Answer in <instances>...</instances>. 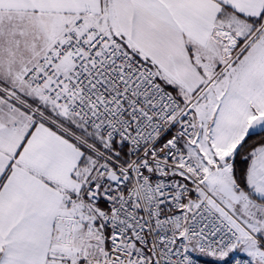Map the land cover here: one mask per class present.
<instances>
[{
  "label": "snow or ice",
  "instance_id": "6c2138e0",
  "mask_svg": "<svg viewBox=\"0 0 264 264\" xmlns=\"http://www.w3.org/2000/svg\"><path fill=\"white\" fill-rule=\"evenodd\" d=\"M0 264H264V0H0Z\"/></svg>",
  "mask_w": 264,
  "mask_h": 264
}]
</instances>
